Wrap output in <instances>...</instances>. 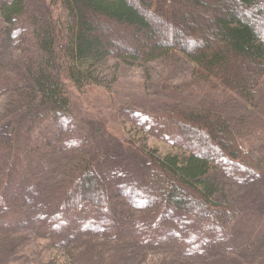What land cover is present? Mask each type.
<instances>
[{"label":"rangeland","instance_id":"obj_1","mask_svg":"<svg viewBox=\"0 0 264 264\" xmlns=\"http://www.w3.org/2000/svg\"><path fill=\"white\" fill-rule=\"evenodd\" d=\"M48 1L26 0V12L10 38L0 12V144L15 146L18 172L40 170L43 176L42 194L35 195L36 184L27 187L24 178L5 192L10 202L9 210L5 202L0 204L6 208L0 213V264H49L53 259L59 264H264V81L254 99L245 102L236 94L210 89L181 54L146 64L109 58L99 83L77 89L66 82L71 118L63 122V144L49 151L42 146L55 134L48 121L31 133L27 126L32 115L44 113L37 94L31 96L34 85L24 81L29 90L22 96L10 89L18 79L23 83L25 46L34 50L25 37L35 18H46ZM187 108L223 114L238 126L241 143L252 157L232 168L216 167L217 197L226 196L244 216L222 241L210 239L205 253L198 249L195 254L140 240L159 216L139 212L141 203L157 196L147 184L144 174L149 168L137 149H155L160 155L187 152L177 127L158 116ZM87 160L102 175L111 197L120 194L131 208L124 210L125 218L131 215L127 224L106 225L112 210L86 206L71 211L58 198ZM163 215L172 227L178 220L188 223L169 211Z\"/></svg>","mask_w":264,"mask_h":264},{"label":"trees","instance_id":"obj_2","mask_svg":"<svg viewBox=\"0 0 264 264\" xmlns=\"http://www.w3.org/2000/svg\"><path fill=\"white\" fill-rule=\"evenodd\" d=\"M48 6L46 18H35L25 37L34 50L25 46L23 83L18 79L10 89L22 96L29 90L24 81L34 85L31 96L37 94L44 113L32 115L27 126L31 133L48 121L55 139L51 134L42 146L49 151L63 144V122L71 118L66 82L77 89L99 83L109 58L146 64L181 54L194 64V76L210 89L236 94L245 102L254 99L264 81V0H49ZM0 12L10 38L26 12V0H5ZM158 116L177 127L188 149L170 155L137 149L147 162L149 173L144 175L157 198L140 208L131 206L143 217L150 212L159 216L140 240L205 253L210 239L222 241L228 228L244 216L226 196L217 197L216 167L247 163L251 154L241 143L238 126L218 111L172 109ZM6 143L0 144V204L10 202L5 192L19 178L27 187L36 184L35 195L42 194L40 170L18 172L15 146ZM87 161L66 181L58 198L71 211L86 206L112 210L106 225L127 224L131 215L125 218L124 210L131 208L120 194L111 197L102 175ZM6 208L0 206V213ZM165 211L188 223L178 220L180 226L172 227L162 220ZM49 264L59 263L53 259Z\"/></svg>","mask_w":264,"mask_h":264}]
</instances>
